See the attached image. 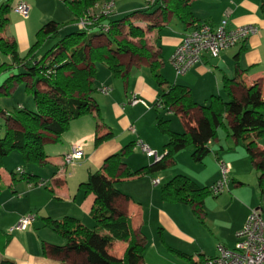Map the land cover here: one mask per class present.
Returning a JSON list of instances; mask_svg holds the SVG:
<instances>
[{"label":"crops","instance_id":"1","mask_svg":"<svg viewBox=\"0 0 264 264\" xmlns=\"http://www.w3.org/2000/svg\"><path fill=\"white\" fill-rule=\"evenodd\" d=\"M14 1L0 0V7L9 5L5 16L7 23L0 32V38L11 37L7 40L14 41L17 51L20 49L21 53L28 52L35 42L33 39L36 40L38 30L46 22L52 21L59 25V38L64 28L63 21L66 19V14L70 23L75 24L76 18L67 6V2L72 0H62L63 5L60 3L61 0H21L30 8L29 16L23 19L24 21L16 20L18 18L13 15L15 13L11 4ZM108 1L113 4L111 20L120 23L122 36L118 40L125 39L132 46L140 49L139 39L127 36V32L130 26L143 32L140 41L143 46L141 50L143 56H134L130 53L117 55L116 59L122 70L119 76L113 75L103 64L96 65L92 98L99 108L102 124L97 128L95 117L85 115L69 124L59 142L46 140L43 145L47 157L46 164L32 165L35 166L32 167L33 169H26L29 175L45 181L43 187H28V180L17 175L16 169L9 172L7 162L3 161L0 169V264L5 261L12 264H88L84 254L66 253L63 250L67 244L66 239L46 226L43 219L57 221L69 217L76 219L89 230L94 229L96 225L90 215L94 195L85 194L79 188L80 184L87 181L89 174L101 172L108 157L123 154L124 148L137 139L162 159L168 138L157 128L159 117L168 121L169 130L177 134L198 131L203 125L198 109L190 111L187 115L179 111L159 114L161 108L156 106V103L160 88L151 71V64H155L156 73H159L165 83L186 87L192 100L199 106H206L212 96L220 97L225 102L229 101L230 98L223 87L225 78L236 83L229 87L234 99H243L246 90L254 84L258 85L259 93L264 98V12L261 11V0H182L183 3H179L178 0H157L152 5H146L144 0ZM104 3V0L96 2L91 8V13H98ZM188 12L191 17L184 22L179 14L187 15ZM225 18L226 30L253 26L257 29V33L243 43L222 51L218 58L204 55L199 63L180 75L181 79L175 74L174 77L172 73L175 72L170 64V58L182 37L199 23H208L217 27ZM73 32L75 31H71ZM90 34L97 35L93 40L95 47H110L105 35L99 33L97 29L92 30ZM3 63L11 65L10 59L0 53V65ZM13 68L20 69L18 66ZM21 71L20 73H25L24 69ZM25 82L29 81L24 79ZM97 82L103 84L97 85ZM99 86L109 88V93H101ZM18 89L19 86L13 84L10 93ZM134 98L144 104L131 105ZM18 106L23 108L21 104ZM165 113L167 117L163 116ZM173 116L179 119H177V128L172 122ZM0 117L5 127L19 130L15 122L5 120L2 115ZM230 123L231 119L225 118V132L234 145L233 155L222 152L224 147L230 149L232 145L227 144L228 140H225V143L220 140L218 129L215 137L207 142L209 151L213 153L212 158L217 162L223 160L229 166L230 177L227 189L222 194L213 196L212 199L205 197L201 205L164 201L160 187L180 175L188 178L198 187L210 188L220 178L218 163L213 165L210 160H208L212 168L210 177L205 167H202L205 165L198 166L187 157L185 166L175 169L174 172L158 171L134 178L118 179L115 176L111 179L114 187L127 198L115 199L112 206L130 218L137 239H147L146 230L157 227L158 235L157 238L154 236V239H158L163 248L173 255L175 258L173 264L187 262L177 253L190 257L192 264H201L204 259L216 257L218 247L232 249L235 242L234 235L243 228L249 211L260 206L258 181L254 191L247 192L248 182L242 172L240 173L244 165H238L246 163L250 159V154L242 146L241 140H235L230 136ZM131 127L135 134L130 131ZM108 134H110L109 138L95 144L96 138ZM260 141L262 143L264 137L257 139V151H264ZM46 146H50V149ZM75 146L82 149L81 159L72 167L65 166L63 156ZM188 149L190 152L192 147H186V150ZM133 153L134 151L129 150L123 158L125 167L129 171L135 172L154 164L153 158L148 157V161L144 159L141 162ZM179 154L180 151L173 156V159L166 162V168L173 166L176 168L181 159ZM17 156H20L19 161L22 160L20 154ZM133 159H138L140 164L134 166ZM15 160L18 159L15 157ZM234 161H236L235 166ZM251 164L254 167L252 162ZM153 180H158V184L153 185ZM125 183H130L131 187H125ZM208 200L211 205L209 209H205V205L209 204ZM235 208L238 212L235 211L236 216L233 218L230 214ZM27 214L35 215V221L28 230L9 231ZM112 247L117 248L120 259L126 245L114 243Z\"/></svg>","mask_w":264,"mask_h":264},{"label":"trees","instance_id":"2","mask_svg":"<svg viewBox=\"0 0 264 264\" xmlns=\"http://www.w3.org/2000/svg\"><path fill=\"white\" fill-rule=\"evenodd\" d=\"M98 1L67 2L70 12L76 18L75 23L77 19L91 13L92 6ZM178 2L183 3L182 0ZM260 7L264 12V0H261ZM8 10V4L0 7V32L7 23L5 16ZM179 15L184 22L191 17L189 12L187 15ZM119 24L118 21H112L111 16L101 17L98 24L89 30L77 28V31L59 38V25L52 21L47 22L38 30L36 40L24 58L19 57L14 41L0 38V53L11 61V65L4 63L0 65V74L14 66L25 71V73L8 77L0 90L3 92L5 90L6 93L13 84L19 85L24 83V79L28 80L29 82H25V91L32 97L35 105V111H27L21 106L13 112L0 110V115L5 117V120H12L19 126V130L6 127L4 136L0 139V169L5 157L13 152L19 153L27 165L43 166L47 162L43 150L46 140H51L53 143L59 142L69 124L82 116L93 115L96 127L101 126L100 111L92 98L96 65L103 64L113 75L119 76L122 70L116 59L117 55L130 53L134 56H143L141 54L143 46L140 43L143 32L132 26L127 32V36L139 39L140 49H137L125 39L118 40L122 36ZM104 25L109 26V31L106 33L101 31V26ZM96 29L105 35L106 41L110 44L109 48L93 45L97 35L90 32ZM49 39L58 40L43 55L38 56L37 52ZM34 61L37 62L36 65H33ZM150 68L160 88L156 106L163 112L179 111L185 115L198 109L203 125L198 131L177 134L169 130L168 121L159 117L157 128L168 138L164 146L165 155L160 161L135 172L129 171L125 167L123 158L129 150H133V143L124 148L123 154L108 157L104 161L101 172L89 174L87 181L80 184L79 188L85 194L94 195L90 212L96 225L94 229L89 230L76 219L69 217L57 221L43 219L46 226L66 239L67 244L63 250L66 253L84 254L88 264H144L145 240L137 239L130 218L112 206L115 199L127 198L114 187L111 179L115 176L118 179L134 178L162 171L166 168V162L186 147H192V160L195 163H201L209 152L207 142L215 137L218 128L221 126L225 128L224 120L227 117L231 119L230 136L242 141V146L250 154L251 162L256 170L260 171L258 187L260 198L264 200V151H257L256 143L258 138L264 137V115L260 112L264 109V98L259 93L258 85L249 87L246 90V96L236 100L229 91L230 85L236 83L234 80L225 78L223 87L230 98L229 101L225 102L220 97L212 96L206 106H199L192 100L186 87L165 83L159 73H156L155 64H151ZM109 137L110 134L96 138L95 144ZM15 173L22 179H27L28 184L35 185L41 180L22 170L20 173L16 171ZM117 173L120 174L117 175ZM160 193L164 201L191 205H201L206 195H211L210 188L198 187L191 180L180 175L161 186ZM114 243L126 245L120 259H115L106 252L107 247ZM177 254L187 262H191L190 257ZM1 264L12 263L5 261Z\"/></svg>","mask_w":264,"mask_h":264},{"label":"built area","instance_id":"3","mask_svg":"<svg viewBox=\"0 0 264 264\" xmlns=\"http://www.w3.org/2000/svg\"><path fill=\"white\" fill-rule=\"evenodd\" d=\"M157 0H144L146 5H152ZM113 4L111 1H105L98 13H88L84 17L76 20L75 26L79 30H89L98 24L102 17L112 15ZM12 11L18 16L26 19L29 16V6L21 0H15ZM227 19H223L219 26L213 27L208 23H199L187 34H185L180 43L176 46L171 58L170 64L173 67L176 76L185 74L191 67L199 63L204 55L211 58H218L220 53L226 49L235 47L243 43L250 36L257 33L253 26H243L233 30H226ZM102 32H108L109 26H101ZM37 62L34 61L33 65ZM99 91L108 94L110 89L101 87ZM142 103L138 99H132L131 105ZM130 131L135 134L131 127ZM149 158L154 159V163L161 160L154 151L145 145L140 139L134 142V148ZM82 149L79 146L73 147L69 153L63 156V164L72 167L76 161L81 159ZM220 170L219 180L210 187L212 196H218L227 189L229 181V166L225 162L218 160ZM17 173L21 170L17 169ZM153 185L158 184V180L152 181ZM44 181H37L35 185L28 184V187H43ZM35 221V215L27 214L23 216L18 223L9 231H26ZM234 247L227 249L218 247V254L214 258H208L201 261V264H264V208L256 207L249 211L248 218L241 230L234 235ZM184 264H192L186 262Z\"/></svg>","mask_w":264,"mask_h":264},{"label":"rangeland","instance_id":"4","mask_svg":"<svg viewBox=\"0 0 264 264\" xmlns=\"http://www.w3.org/2000/svg\"><path fill=\"white\" fill-rule=\"evenodd\" d=\"M60 3H62V5L64 4L62 0L60 1ZM13 5H14V3L11 4V7H13ZM13 15H15L16 18H18L16 20L24 21L23 20L24 18L18 16L17 14H13ZM68 18L69 17L66 14V19H64L65 21H63L64 22V24H63L64 28L60 32L61 38L68 35L69 33H71V31L77 30V27L75 26V24H71L70 23L71 21ZM10 38H7V39H10ZM34 41L35 40L33 39V42ZM56 43H57V40H55V39L47 40L45 42V44L37 52L38 56L43 55L48 49H50ZM26 54H27V52L21 53L20 49H18V55L20 56V58H24L26 56ZM20 69L22 70V68H20ZM20 69L9 68L6 71H4L2 74H0V88H2V86L5 84V80L8 77L16 76V75L20 74V71H21ZM97 69L101 70L100 68H97ZM174 74L175 73H172L173 76H174ZM96 75H97V73H96ZM178 78L181 79L182 77L179 76ZM96 84L99 85V84H103V83L97 82ZM18 86H19V89L15 92H12V93H10V90L12 89L11 87L8 89V91L6 93H5V90H4V92L2 90H0V110L1 111L13 112V111H15V109L18 107L19 104H21L23 106V108L27 111L35 110V105H34V102L32 100V97L29 94H27L25 91V87H26L25 83H20ZM101 86H99V88ZM162 112L163 111H160L159 114H162ZM260 112L262 113V115H264V109L260 110ZM163 116L167 117V114L165 113V114H163ZM171 118H172V122L174 123V125H176V128H177V121L179 119L176 118V116H173ZM5 128L6 127L4 126L2 118L0 117V139L4 136ZM180 130H182V129H180ZM217 131H218L217 133H219V135H220V140H222V142L225 143L226 142L225 140H228L227 144L232 145V147H230V149H228V147H224V151H222V152L223 153H229L230 155H233L234 152L232 150H234L233 149L234 145H233L231 138L228 139L227 134L225 132L226 131L225 128H223V126H221L220 128H218ZM259 143L261 146H264V141H262V143L260 141ZM46 147H47V149H50L49 148L50 146H46ZM189 149H191V148H189ZM189 149L186 150V148H185L184 150L180 151L181 154H179V157H181V159H180V163L176 166V168H174V166H173L172 168H165V170H162V171L165 173H168L167 171L174 172L175 169H180L181 167H184L185 166L184 162H185V160L187 161V159H185V158L188 157L189 159L192 160V158H191L192 150H190V152H189ZM132 151H134L133 154L138 156V159H140L141 162L144 159L146 161H148V157L145 156L143 153H141L137 148L133 149ZM17 155H19V154L11 153L7 157H5V159H4V162H7L6 166H7V170H9V172H11V170L15 171V169H18V168H20L22 171L26 172V169H33L32 167H35L32 165H27L23 160L19 161L18 157H20V156H17ZM132 156L133 155H131V157ZM15 157L18 160H15ZM159 157H161V156H159ZM212 157H213V153H211V151H209L201 163H196V165H198V166H200V164L205 165L202 167H205V169L207 170L208 177H210L212 174L211 164L208 162V160L212 161L213 165L218 163L215 160V158H212ZM138 159H136V160L133 159V161H134L133 165L134 166H138L140 164V161ZM150 160H151V162L154 161V159H153V161H152V159H150ZM17 161H18V163H17ZM223 162H225V161H223ZM11 164H13V165H11ZM233 164L235 166L236 161H234ZM242 164L244 165V167L242 168L240 173L242 172L246 182H248V183H246L247 184L246 191L247 192H250V191L253 192L254 186L257 187V181H258L257 177H259L260 171L255 170V168L251 164L250 159L246 163L245 162L239 163L238 165H242ZM249 165L251 168L249 167ZM17 166H19V167H17ZM249 171H251V173H249ZM28 174H30V173H28ZM229 177H230V175H229ZM124 186L127 188H130L131 184L125 183ZM206 197H208L209 199L213 198V196L210 194H207ZM207 203H209V204L205 205L206 206L205 209L210 208L211 202H209V200H208ZM258 203L260 204V206H258V207L264 208V200L260 199L259 194H258ZM237 210H238L237 208H235V210L233 209L231 211L232 213L230 214V216H233V218H234L236 216L235 211H237ZM91 224H92V221H91ZM150 232L152 233L151 235H150ZM146 234H147V239H145L144 250H143V262H144V264H173V262L175 260L173 255L163 248V246L158 242V239H154V236H155V238H157V235H158L157 234V227H153L152 229L148 228L146 230ZM139 240H142V239H139ZM106 252L109 256H111L115 259H119L120 253L116 247L109 246V247H107Z\"/></svg>","mask_w":264,"mask_h":264}]
</instances>
